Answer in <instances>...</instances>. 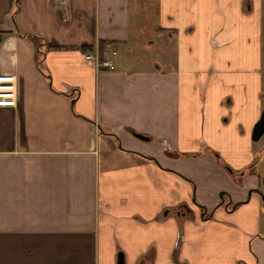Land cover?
Instances as JSON below:
<instances>
[{
  "label": "crops",
  "instance_id": "crops-1",
  "mask_svg": "<svg viewBox=\"0 0 264 264\" xmlns=\"http://www.w3.org/2000/svg\"><path fill=\"white\" fill-rule=\"evenodd\" d=\"M49 3L0 0V264H264L263 0Z\"/></svg>",
  "mask_w": 264,
  "mask_h": 264
},
{
  "label": "built area",
  "instance_id": "built-area-1",
  "mask_svg": "<svg viewBox=\"0 0 264 264\" xmlns=\"http://www.w3.org/2000/svg\"><path fill=\"white\" fill-rule=\"evenodd\" d=\"M49 5L56 11L58 7L66 6L67 0H50ZM62 14V18L64 19ZM115 50L108 51L103 56L102 49L99 47V41L94 40L89 47H85L83 51V59L89 64L95 74L113 67V59ZM15 77L10 72H0V108L15 106Z\"/></svg>",
  "mask_w": 264,
  "mask_h": 264
},
{
  "label": "rangeland",
  "instance_id": "rangeland-1",
  "mask_svg": "<svg viewBox=\"0 0 264 264\" xmlns=\"http://www.w3.org/2000/svg\"><path fill=\"white\" fill-rule=\"evenodd\" d=\"M262 31L260 32V41H259V52H260V58H261V68H262V81H261V87L259 90V105H260V111H264V0L262 4ZM157 53V52H156ZM155 54V51L153 49H150L148 51V57L153 58ZM116 56V53L114 55V58ZM158 59V58H157ZM259 111V113H260ZM259 116V114H258ZM251 145V154L253 156V172L255 174L254 178H258V187L256 191L263 196L264 199V182L261 181V177L264 176V134L258 141H250ZM226 168L227 166L224 165ZM242 175L247 173V168L242 169ZM248 176V175H247ZM251 184V182H249ZM259 211L257 213V223L259 226V233L261 232L264 235V204L259 200L258 205ZM252 213H256V211H251Z\"/></svg>",
  "mask_w": 264,
  "mask_h": 264
},
{
  "label": "water",
  "instance_id": "water-1",
  "mask_svg": "<svg viewBox=\"0 0 264 264\" xmlns=\"http://www.w3.org/2000/svg\"><path fill=\"white\" fill-rule=\"evenodd\" d=\"M263 134H264V111L262 110V111H260L258 118L255 120V122L253 123V125L251 127L250 140L253 142L258 141ZM263 178H264V176H263ZM249 193H250V191L247 192V197H248ZM220 194L221 193H219V195ZM257 194L259 195V200L264 204L263 196H261L258 192H257ZM246 200H247V198H246ZM224 208H225V206H224ZM232 208H233V206L231 207V209ZM114 264H124L123 254L121 251H117Z\"/></svg>",
  "mask_w": 264,
  "mask_h": 264
},
{
  "label": "flooded vegetation",
  "instance_id": "flooded-vegetation-1",
  "mask_svg": "<svg viewBox=\"0 0 264 264\" xmlns=\"http://www.w3.org/2000/svg\"><path fill=\"white\" fill-rule=\"evenodd\" d=\"M262 136H263V135H262ZM262 136H261V137H262ZM261 137H260V138H261ZM262 178H263V177H261V179H262ZM261 181H263V182H264V178H263ZM256 189H257V188H256ZM256 189H254V190H255V192H256V194H257V191H256ZM250 192H251V191H250ZM249 194H250V193H249ZM257 195H258V194H257ZM219 196H220V197L223 199V197H222V195H221V194H220ZM248 196H249V195H248ZM246 198H248V197L246 196ZM258 198H259V195H258ZM224 203H227V202H224ZM224 203H223V204H224ZM226 206H227V205H226ZM226 206H225V207H226ZM232 206H233V205H230V209H231V207H232Z\"/></svg>",
  "mask_w": 264,
  "mask_h": 264
},
{
  "label": "trees",
  "instance_id": "trees-1",
  "mask_svg": "<svg viewBox=\"0 0 264 264\" xmlns=\"http://www.w3.org/2000/svg\"><path fill=\"white\" fill-rule=\"evenodd\" d=\"M83 50H84V48H83Z\"/></svg>",
  "mask_w": 264,
  "mask_h": 264
}]
</instances>
